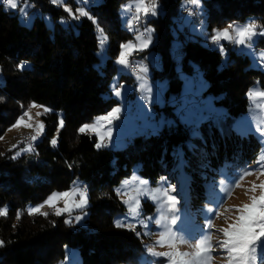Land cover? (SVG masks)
<instances>
[{
  "label": "trees",
  "instance_id": "trees-1",
  "mask_svg": "<svg viewBox=\"0 0 264 264\" xmlns=\"http://www.w3.org/2000/svg\"><path fill=\"white\" fill-rule=\"evenodd\" d=\"M28 1L37 13L49 14L53 25L46 27L39 16L30 26L22 24L17 13L0 3V138L30 102L51 111L42 115L44 132L34 141L32 151L19 152L26 145H0V208L7 206L8 211L0 216V240L5 241L0 247V264H56L64 259L67 246L77 250L81 257L78 264H139L144 251L140 228L124 225L126 207L114 190L119 179L130 174L132 164L155 183L163 166L172 170L188 162L193 165L189 170L210 178L221 171L228 173L240 163H250L258 154L254 136L234 132L232 123L249 107L250 87L258 84L264 89L263 67H251L247 55L230 47L229 41L223 42L226 53L222 54L211 46L209 37L213 29L234 21H254L258 29H264V0H202L199 16L193 5H187L196 9L195 15H187L191 20L205 19V37L177 27L187 17L179 15L184 0H155L159 14L145 21L154 30L148 51L158 57L151 76H167L164 98L171 93L177 99L182 79L175 69L185 75L186 82L200 74L206 83L203 94L224 108V117L217 124L202 120L187 125L172 110L175 104L166 103L160 109L173 122L158 132L134 135L125 147L115 150L109 145L97 149L95 136L79 133L78 128L116 104L109 86L116 73L115 59L119 45L133 37L119 19V11L132 0L88 2L87 10L107 36L105 59L98 55V37L102 36L91 20L81 17L74 27L69 24L63 4L74 10L83 6L78 0H63L59 5L51 0ZM60 17L67 24L57 21ZM259 39L257 45L264 43ZM22 61H27L28 67L18 70ZM59 116L65 123L52 146ZM194 178L201 188V179ZM75 180L82 182L87 192L85 225L66 224L67 214L45 216L25 211L27 205L40 202L54 190L70 189ZM143 209V213L152 211L153 205L145 201ZM116 220L123 226L117 227Z\"/></svg>",
  "mask_w": 264,
  "mask_h": 264
},
{
  "label": "rangeland",
  "instance_id": "rangeland-1",
  "mask_svg": "<svg viewBox=\"0 0 264 264\" xmlns=\"http://www.w3.org/2000/svg\"><path fill=\"white\" fill-rule=\"evenodd\" d=\"M138 2L139 0H132L122 5L127 6L128 10H124L122 7L120 8L119 19H121L123 26L128 32L133 33V37L123 43L131 41L137 49H141L142 40L150 36L151 42L148 44L147 48H142L140 51L131 53L128 57L129 64L127 66L116 64V73L109 86L111 95L116 100V104L112 108L120 107L121 111L113 118L111 124H108L107 121L100 120V117L106 115L107 112L94 117L90 122L84 123L96 125L105 139H107L108 148L112 150L125 147L132 140L134 135L155 133L158 132L164 124L173 122L174 119L172 117H165L163 110L160 109L166 103L175 104L172 110L179 117V121L187 125L195 124L202 120L210 121L209 124H217L218 121L224 117V108L220 105H216L213 103L211 97L203 94L206 83L198 73L192 77L190 76V80L186 82L184 80L185 75L179 72V69H175L182 79L180 95L175 99L174 95L169 93L167 99L164 98L165 91L168 88V77L157 76L153 78L151 76L154 71L153 69L156 68L158 64V57L153 51H148L154 40L153 31L151 33L145 32V19L143 13L140 14V23L136 25L133 22V30H129L126 23L127 19L131 18L129 7L130 9H135V4ZM151 2V0H145L146 4ZM59 4L61 3L55 5ZM189 4L188 0L182 2V6L184 7ZM65 5L70 7L68 4H63L62 8H64ZM202 6V0H200L199 6H194L197 9L196 15L199 16L201 14ZM18 7L26 8L27 17H22L18 9L13 10L4 6L5 9L17 13L18 19L22 24L30 26L35 16H39L42 18L46 27H52L53 19L49 14L45 12L37 13L36 9H32V7L35 8V6H32L28 0H26V2L25 0L20 2ZM75 9L72 10L75 11ZM61 18L62 17L58 18L57 21L60 22ZM79 20H75L69 15V24L72 27H74L73 24L78 23ZM62 24L65 25L67 23L65 22ZM229 24L243 26L248 24V20L244 22H230L222 28L215 29H224ZM147 26L153 29L151 25L147 24ZM177 27L180 29L187 27V30L191 34L201 37L206 36V22L205 19L201 17L194 21L191 20L190 16H187L177 23ZM260 30L264 29H257V31ZM137 37L140 38L138 39ZM260 37L264 40V36L254 37L255 43L251 49L243 46H236L234 44H232V48L247 55L251 67H256L260 64L264 70V60H261L259 56V53L264 50V43L257 45ZM232 38H235V33ZM223 42L228 41L221 40L219 43L223 44ZM176 43L177 41L173 39V45H176ZM211 46L219 50L218 45L211 43ZM142 54H144L143 57ZM98 55L102 59L106 58L104 46L103 48L99 46ZM141 67L147 68V71H141ZM1 74L0 71V75ZM121 74L125 76L120 77ZM1 82L2 79L0 78V83ZM121 85L125 86L121 89L122 95L116 97L113 94L114 90ZM149 90H151L152 93L151 97L149 96ZM250 91L259 92L264 91V89L258 84H255L250 87L249 92ZM33 104H35L36 107H32ZM248 106L249 107H247L244 113L233 120L232 130L242 136L252 134L258 141V154L250 163H240L238 166L230 168L228 173L221 171L210 178H202V173L189 170L188 167H193V165L188 162L184 164V167L180 164L179 168L173 167L172 170L166 169L165 166H163L164 169L162 174L157 177L155 183H152L150 178L143 177L138 172L137 165L132 164L130 167V174L119 179L114 190L126 207V211L122 215V218L124 221L128 222H126V225L129 227H139L143 237L144 251L139 257V264H171L170 256H159L154 255V253H173L176 251L189 253V255L185 257V259L189 261V264H226L228 254L222 253L220 249L215 246L217 240L224 239L222 233L218 230L233 223L239 215L237 209L243 207L245 204L251 203L252 196L259 197L261 195L259 185L264 182V138H261L256 131L257 129L264 128V99L250 97L248 95ZM26 111L29 113L31 119L25 117L24 120L27 124L32 125V127H26L24 125L13 127L16 120L14 124L6 129L4 135L0 138V145L2 147L13 148V146H17V142H20L25 134H28L29 137L36 135L37 125L41 122L44 124L42 119V115L45 113L44 105L30 102L27 104L24 112ZM38 112L41 113V115L38 116ZM20 117H22V115ZM81 126H79V128ZM108 128H111L110 137L108 136ZM85 132L94 135L96 138L94 132L90 130H86ZM57 133L58 130H56L54 134L56 138ZM38 136L40 137V135ZM28 147V145L21 147L19 152L24 151L23 149H27ZM246 172H251V174H245ZM203 173H205V171H203ZM194 177L201 179V188L198 187L196 183L197 179ZM161 178H166V182L162 181ZM75 181H78L82 186V190L86 189L82 182L79 180ZM141 181H145V183H141ZM169 186H173L174 191H169ZM254 186L255 190L253 191ZM72 188L73 185L67 190H54L40 202L34 205H27L25 211L29 213L28 210L30 207L43 204L52 193L70 191ZM165 191H169V194L177 197V203L174 206L175 211L170 212L168 210L167 200L164 194ZM199 192H203L204 196H199ZM78 200L79 195L77 194L70 198L69 203L71 205ZM145 201L153 205L152 211L143 213V203ZM137 202L139 203L137 204ZM63 207L64 200H57L55 208ZM130 207L137 208V213H130ZM55 208H50L45 205L40 208V212L55 213ZM145 209L148 210L147 208ZM210 209L211 211H209ZM83 211L87 213L86 210ZM213 213H217L218 215H214ZM63 214H67L66 220L71 219L73 221L72 224L85 225L84 219L86 217L80 222L74 220L75 215L82 214L80 209L72 207L71 214ZM174 216L177 218V224L175 225L171 223ZM149 217H155V219L149 220ZM209 217H211V224L213 226L211 229L207 228ZM142 220L144 221L143 223H141ZM156 220H160L159 225L156 224ZM161 234H163L164 239L160 243H157ZM204 235L211 236V247L206 254L202 253L199 257H194L191 254L197 251L195 243L198 240H202ZM181 237L185 238L187 242L181 243ZM148 248L152 249V253L147 251ZM80 258L75 248L67 246L64 259L60 262L58 261L56 264H73L74 261H76L75 264H78Z\"/></svg>",
  "mask_w": 264,
  "mask_h": 264
},
{
  "label": "snow or ice",
  "instance_id": "snow-or-ice-1",
  "mask_svg": "<svg viewBox=\"0 0 264 264\" xmlns=\"http://www.w3.org/2000/svg\"><path fill=\"white\" fill-rule=\"evenodd\" d=\"M26 2V0H25ZM53 4L62 3L63 0H51ZM191 5L199 6L200 0H188ZM0 3L9 7L10 9L17 10L21 13L22 17H27V11L25 7H18L20 4V0H0ZM79 4H82V7H77L75 11L72 8L65 5L64 11L67 12L73 19L79 20L81 17H85L92 21V23L96 26L97 30L101 33L102 38L98 37V45L103 48L107 36L104 34V30L100 28L98 20L94 17L89 10H87L88 0H78ZM159 5L152 0L151 3L146 4L145 0H139L138 3L135 4L136 14L132 16L130 19H127L126 23L129 30H133V22L140 23L141 13H143V17L145 21L149 16H156L159 14L158 12ZM122 9L128 10L127 6H122ZM192 14L195 15V10L192 11ZM61 23H65L64 19L61 18ZM258 25L253 21L243 26H237L234 24H229L226 28L216 30L213 29L212 34L209 39L214 45H218L219 51L222 54L226 53V49L224 45L219 43L221 40L229 41L236 46H243L245 48L251 49L254 46V37L256 36H264V30L257 31ZM144 30L146 33H151L154 31L153 29L147 26V23L144 25ZM235 33V38H232V33ZM143 35V34H141ZM138 39L140 37H137ZM151 42V37L149 36L147 39L141 41L142 48H147L148 44ZM141 49H137L133 42L129 41L126 43H121L119 45V52L116 57L115 63L120 66H127L129 64L128 57L134 51H140ZM260 59L264 60V50L259 53ZM28 67L27 61H22L17 65L18 70H23ZM141 71L146 72L147 68L141 67ZM125 87L123 85L118 86L114 90V95L119 97L122 95L121 89ZM143 87V86H142ZM248 95L250 97L262 98L264 99V91L259 92H249ZM149 96H152L151 90H149ZM32 107H36L35 104ZM51 111V109L44 106V112L47 113ZM121 111L120 107H114L110 111L106 113V115L100 117L101 121H107L108 124L112 123L114 117H116ZM37 115H41V113H37ZM24 117H29L31 119L29 113L26 111L23 113L22 117L18 118L13 127H20L24 125L26 127H32V125L27 124L24 120ZM64 119L62 116L58 118L57 121V130L64 127ZM86 130H90L95 133L96 141L94 146L99 149L104 146V135L100 132L99 128L94 124H83L79 129V133H84ZM108 136H111V128H108ZM261 138H264V128H260L256 130ZM44 132V124L41 122L37 125V134L31 137V140L35 141L38 138V135H42ZM50 144L55 146L57 144V138L54 136L50 140ZM15 147V146H13ZM24 151H32V147L29 146L27 149H23ZM0 155H3L0 153ZM16 155H19L17 153ZM16 155L12 157V159L16 158ZM69 168L72 167L71 164L68 165ZM245 174H251V172H246ZM162 181L166 182V178H161ZM141 183H145V181H141ZM261 189V195L259 197L252 196L251 203L243 205V207L238 208L237 211L239 215L233 223L228 224L227 227L221 228L218 231L222 233L224 239L217 240L216 247L220 249L222 253L228 254V259L226 264H264V182L259 185ZM255 190V186L253 187V191ZM169 191H174L173 186H169ZM169 191H165V196L167 200L168 210L175 211V205L177 203V197L175 195L169 194ZM79 195V200L70 205L69 200L71 197ZM64 200L63 208H55V203L57 200ZM139 202H137L138 204ZM88 204V197L86 194V189L82 190V186L78 183V181H73V188L70 191L52 193L48 198L43 202V204L30 207L29 214L39 213L41 215H47V213H41L40 208L47 205L50 208H55V215L60 216L63 213L71 214L72 207L76 209H80L82 214L75 215L74 220L76 222H80L84 217L87 216V213L83 211V209ZM211 211V209L209 210ZM130 213L136 214L137 208L130 207ZM8 214L7 206L0 208V216H6ZM214 215H218L217 213H213ZM19 218V214L17 216ZM149 220L155 219V217H149ZM73 221L71 219L65 220L66 224H71ZM144 221L142 220L141 223ZM171 223L173 225L177 224V218L174 216L172 218ZM115 224L117 227L123 226L120 220H116ZM156 224H160V220H156ZM213 226L211 224V217H209V222L207 224V228L211 229ZM137 235H140L138 232ZM164 239L163 234H161L157 243H160ZM211 236L204 235L202 240H198L195 243V247L197 251L192 253L194 257H199L202 253H207L208 249L211 247L210 245ZM186 239L181 237V243H186ZM5 241L0 240V247L4 245ZM147 251L152 253V249L148 248ZM154 255L159 256H170L171 264H189V261L185 259L189 255V253H182L179 251L173 253H154Z\"/></svg>",
  "mask_w": 264,
  "mask_h": 264
},
{
  "label": "built area",
  "instance_id": "built-area-1",
  "mask_svg": "<svg viewBox=\"0 0 264 264\" xmlns=\"http://www.w3.org/2000/svg\"><path fill=\"white\" fill-rule=\"evenodd\" d=\"M20 1H22V0H20ZM191 8H192V6L182 7V8L179 10V15H180V17H181V16H182V17H185V16L191 14ZM129 12H130V17H132V16L136 13V10H130V7H129ZM250 22H252V21H250ZM250 22H249V23H250ZM233 33H234V32H233ZM233 33H232V34H233ZM159 60H160V59H159ZM160 61H161V60H160ZM131 66H132V65H131ZM24 118H25V117H24ZM29 138H31V137H29L28 134H25V135H24V140H21V142H17L18 145H19V144H20V145H28ZM103 143H104V148H106L107 145H108V141H107V139H104Z\"/></svg>",
  "mask_w": 264,
  "mask_h": 264
},
{
  "label": "bare ground",
  "instance_id": "bare-ground-1",
  "mask_svg": "<svg viewBox=\"0 0 264 264\" xmlns=\"http://www.w3.org/2000/svg\"><path fill=\"white\" fill-rule=\"evenodd\" d=\"M88 2H89V3H92V1H90V0H88ZM130 10H135V9H134V8H131ZM193 10L196 11V9L191 8V13H192ZM134 24L137 25V23H135V21H134ZM22 136H23V135H22ZM19 140H20V139H19ZM21 140H24V137H22ZM20 142H21V141H20ZM28 146H31L33 149H34V147H35V142H34L33 140H31V138L29 139ZM107 146H108V145H107ZM103 148H104V146H103ZM124 225H126V223H124Z\"/></svg>",
  "mask_w": 264,
  "mask_h": 264
},
{
  "label": "crops",
  "instance_id": "crops-1",
  "mask_svg": "<svg viewBox=\"0 0 264 264\" xmlns=\"http://www.w3.org/2000/svg\"><path fill=\"white\" fill-rule=\"evenodd\" d=\"M230 43H231V42H230ZM232 44H233V43L230 44V47H232Z\"/></svg>",
  "mask_w": 264,
  "mask_h": 264
}]
</instances>
